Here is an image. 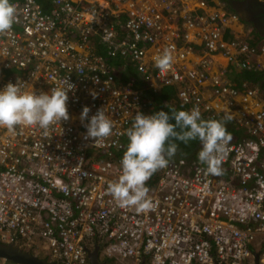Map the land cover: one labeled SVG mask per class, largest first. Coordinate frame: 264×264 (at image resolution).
Segmentation results:
<instances>
[{
  "label": "built area",
  "instance_id": "2783aa9c",
  "mask_svg": "<svg viewBox=\"0 0 264 264\" xmlns=\"http://www.w3.org/2000/svg\"><path fill=\"white\" fill-rule=\"evenodd\" d=\"M45 1H11L18 14L0 35V89L50 93L64 78L76 87L70 119L47 134L0 128V241L55 264H90L95 245L104 264H254L255 253L264 264V83L237 75L264 70V36L225 0ZM165 48L174 64L161 73L154 58ZM114 60L153 89L175 85L188 110L229 108L244 134L232 136L222 175L197 158L170 159L146 185L153 211L117 205L107 188L121 174L124 133L153 111ZM84 106L114 123L102 146L85 139Z\"/></svg>",
  "mask_w": 264,
  "mask_h": 264
},
{
  "label": "clouds",
  "instance_id": "9594fccd",
  "mask_svg": "<svg viewBox=\"0 0 264 264\" xmlns=\"http://www.w3.org/2000/svg\"><path fill=\"white\" fill-rule=\"evenodd\" d=\"M17 5L10 0H0V35L11 32L17 17ZM161 73L168 72L174 64L173 50L165 48L154 58ZM75 85L66 78L50 93L37 94L22 83H7L0 89V128L13 131L17 126L38 127L47 134L61 121H68V93ZM95 98V93H92ZM167 107V105H166ZM90 108L84 106L80 120L86 128L85 139L102 142L113 134L114 123L104 108L89 116ZM229 108L221 119H204L198 107L191 110H159L151 114L138 112L124 135L127 146L121 157V174L109 182L107 194L120 208H134L137 213L150 212L155 204L146 186L149 179L160 169L168 166L179 145L198 140L197 159L205 164L209 175H222V164L228 154L233 137L226 127L234 119Z\"/></svg>",
  "mask_w": 264,
  "mask_h": 264
},
{
  "label": "trees",
  "instance_id": "16d2710c",
  "mask_svg": "<svg viewBox=\"0 0 264 264\" xmlns=\"http://www.w3.org/2000/svg\"><path fill=\"white\" fill-rule=\"evenodd\" d=\"M13 0H10V2ZM40 2L44 3V6L47 8V4L45 0H39ZM229 2L230 0H225ZM101 52H103V49L100 47L98 48ZM118 61L114 60V63ZM116 69L120 70L121 79L127 80L131 78L136 86L142 89L143 91V98L145 99L148 107L151 109V111L156 112L159 110L169 111L170 109H176V110H188L186 104L182 103L180 99L177 97L176 94V86L175 85H169V84H161L157 89H153L151 86H149V81L145 76H142L138 72H136L134 69H132L129 66H126L125 68H121L116 63ZM238 76L241 77H248L250 79H254L255 81H261V83H264V70L262 71H241ZM238 80L239 78L236 77ZM167 105V107H166ZM202 117L204 119L214 118V119H221L223 115L218 114L214 117H211L208 114H203ZM226 127L228 128L231 135L235 138H238L244 134V129L240 125H238L233 120L230 122H227ZM128 142V141H127ZM179 145L177 153L174 157L171 159H178L180 157L186 158V159H194L197 158V152L200 148V142L198 140H192L189 141L188 144H184L180 141H174ZM125 151V150H124ZM119 152L120 155H123V152ZM5 263L7 264H16L10 260L5 259Z\"/></svg>",
  "mask_w": 264,
  "mask_h": 264
},
{
  "label": "water",
  "instance_id": "95a60500",
  "mask_svg": "<svg viewBox=\"0 0 264 264\" xmlns=\"http://www.w3.org/2000/svg\"><path fill=\"white\" fill-rule=\"evenodd\" d=\"M98 249L99 245H95L92 250H89L88 256L90 264H104V261L100 260L98 257ZM0 258L10 260L16 264H55L54 261H49L47 258L38 257L30 250L23 249L12 242L0 241ZM254 264H258L257 253H255Z\"/></svg>",
  "mask_w": 264,
  "mask_h": 264
},
{
  "label": "flooded vegetation",
  "instance_id": "af4514ba",
  "mask_svg": "<svg viewBox=\"0 0 264 264\" xmlns=\"http://www.w3.org/2000/svg\"><path fill=\"white\" fill-rule=\"evenodd\" d=\"M230 6L251 23L252 32L264 31V3L263 0H230ZM263 30V31H262Z\"/></svg>",
  "mask_w": 264,
  "mask_h": 264
},
{
  "label": "crops",
  "instance_id": "0c3cea01",
  "mask_svg": "<svg viewBox=\"0 0 264 264\" xmlns=\"http://www.w3.org/2000/svg\"><path fill=\"white\" fill-rule=\"evenodd\" d=\"M262 1V0H261ZM226 3H227V8L228 9H230V10H233L232 9V7L230 6V1L229 2H227L226 1ZM263 3H264V0H263ZM235 11V10H234ZM239 14V13H238ZM241 17V16H240ZM241 19H242V21L246 24V25H252L251 23H248V21L246 20V19H244L243 17H241ZM263 31V30H262ZM254 34H255V37H262V36H264V31H263V33H256V32H253ZM228 35V37H231V33H228L227 34ZM255 39V38H254ZM256 40V39H255ZM257 41V40H256ZM218 58H220V56L219 55H216ZM262 58H264V57H262ZM232 76V75H231Z\"/></svg>",
  "mask_w": 264,
  "mask_h": 264
},
{
  "label": "rangeland",
  "instance_id": "374dc122",
  "mask_svg": "<svg viewBox=\"0 0 264 264\" xmlns=\"http://www.w3.org/2000/svg\"><path fill=\"white\" fill-rule=\"evenodd\" d=\"M19 247H21L23 249L30 250L33 254H35L38 257H43V258H48L49 257L45 251H37V250L36 251H32L31 249L23 247V246H19ZM4 260L5 259L0 258V264H7V263L4 262Z\"/></svg>",
  "mask_w": 264,
  "mask_h": 264
}]
</instances>
